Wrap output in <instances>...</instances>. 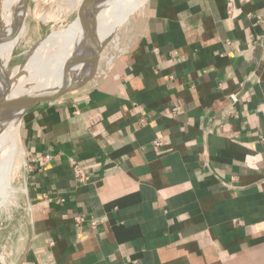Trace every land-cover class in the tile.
I'll return each mask as SVG.
<instances>
[{"label": "crops", "instance_id": "1", "mask_svg": "<svg viewBox=\"0 0 264 264\" xmlns=\"http://www.w3.org/2000/svg\"><path fill=\"white\" fill-rule=\"evenodd\" d=\"M123 30L95 82L25 114L52 160L6 263L264 264V0H146Z\"/></svg>", "mask_w": 264, "mask_h": 264}, {"label": "bare ground", "instance_id": "2", "mask_svg": "<svg viewBox=\"0 0 264 264\" xmlns=\"http://www.w3.org/2000/svg\"><path fill=\"white\" fill-rule=\"evenodd\" d=\"M1 1L3 10L2 32L10 34L0 49V64L6 65L14 45L20 40L26 28L24 6L28 0ZM87 1L88 0H65V4L70 8L76 7V11L79 16V12L83 9ZM132 1L134 0H102L99 8L82 31V49L87 50L91 46L93 37L97 32L104 36L107 27L110 26L113 28L125 19L128 14L125 13L124 15L119 16L120 11L125 5ZM145 2L146 0H141V7H143ZM78 20L79 17L73 24H69L62 29H56L54 33L50 32V34L46 36V41H38L32 46V48H30V50H28L21 64L16 65L11 69L7 68L1 72L0 87L7 86L8 84L10 85V88L5 92V94L0 97L1 203L4 202L9 189L12 188L11 181L13 163L16 158L15 155H18V152L19 154H21L22 151L24 152V146L22 144L18 128L16 127L13 130L10 128L14 124L17 113L20 109L19 100L37 90L39 84L43 83L49 75H60L66 66L72 64L76 60L74 40L78 30ZM108 21L111 22L108 23ZM115 47L118 48V43L115 44ZM101 57H105L104 53ZM113 58L114 56L107 57L105 60V66L106 64L111 63ZM103 69L104 68L98 71L91 65L82 76L64 82L59 88L72 87L80 82H82L85 87L90 83L95 82L102 73ZM16 159H18V157ZM20 162L24 164L23 161ZM23 190L26 192L25 188ZM0 264H7L4 262V258L2 259L1 253Z\"/></svg>", "mask_w": 264, "mask_h": 264}, {"label": "rangeland", "instance_id": "3", "mask_svg": "<svg viewBox=\"0 0 264 264\" xmlns=\"http://www.w3.org/2000/svg\"><path fill=\"white\" fill-rule=\"evenodd\" d=\"M137 7L142 8L141 0H134L125 5L121 9L119 16H122L125 13L129 14ZM25 18L26 28L20 40L14 45L12 53L7 60L6 66L8 69L21 64L28 50H30V48H32L36 42H44V40L46 41V36L50 34V32L54 33L56 29H62L69 24H73L75 20L78 19V12L76 11V7H68L65 4V0H30ZM110 22L108 21V23ZM2 24L3 10L2 1L0 0V32L2 29ZM123 29L124 28H122L110 38L101 55L92 64L94 69L96 68V70L99 71L100 69L105 68V60L107 57L116 55L119 50L120 42H122V39L125 37ZM111 31L112 28L110 26L107 27L104 36H108ZM117 36L119 42L118 48H116L111 42L112 39ZM2 45H0V49ZM103 53L105 57H101ZM74 63H76V60L72 64ZM78 86H83V83L80 82L68 88H74ZM15 157H18V159L15 158L13 163V174L11 181L12 190L9 189L4 202H0V253L2 254V259L4 258L3 250L5 244L7 241H9L10 236L18 234L19 230L26 221L27 213L29 211L28 205L26 204L27 193L23 190L24 188L26 189V165H28V156L26 154L25 148L24 152L22 151L21 154L18 152V155L16 154ZM20 161H23L24 164H22ZM4 262L6 263L5 258Z\"/></svg>", "mask_w": 264, "mask_h": 264}, {"label": "water", "instance_id": "4", "mask_svg": "<svg viewBox=\"0 0 264 264\" xmlns=\"http://www.w3.org/2000/svg\"><path fill=\"white\" fill-rule=\"evenodd\" d=\"M28 0L24 6V18L26 16V11L29 6ZM102 0H88L87 3L84 5L83 9L79 12V20H78V30L76 33V37L74 40V49L76 54V63L69 64L66 66V68L61 72L60 75L51 74L49 77L43 81V83L39 84V87H37V90L32 92L29 95H26L22 97L20 102V109L17 113L16 120L14 124L10 127L11 130L14 128L20 129L21 122L25 116V114L34 108L36 105L53 101L57 98H60L62 96H54L58 88L63 84L64 82L78 78L82 76L85 71L98 59V57L101 55L103 49L106 47V44L110 40V38L115 35L118 31H120L122 28L126 27L132 16L140 9L136 8L131 13H129L125 19H123L120 23L115 25L112 28V31L108 34V36H102L98 32L93 37L91 46L87 50L82 49L81 44V36L82 31L87 25V23L90 21L96 10L99 8L100 3ZM10 34H7V32H0V45H2L7 37ZM6 65L0 64V75L3 70H6ZM10 88V85L0 87V97H2L5 92ZM64 96V95H63Z\"/></svg>", "mask_w": 264, "mask_h": 264}, {"label": "built area", "instance_id": "5", "mask_svg": "<svg viewBox=\"0 0 264 264\" xmlns=\"http://www.w3.org/2000/svg\"><path fill=\"white\" fill-rule=\"evenodd\" d=\"M231 11H232L231 10V3H229L228 12L231 13ZM111 42L113 43V45H115L116 43H118V45H119L118 36L116 38H113ZM109 64H106V66L102 72H104V70L106 69V67ZM154 143L158 144V140H155ZM51 160H52V154H50V153H46V154H43L40 156H37V155L29 156L28 157V165H26L27 171L33 170L34 167H36V166H44V165L48 164ZM70 163L72 165V169H73L75 179L77 180L78 183L84 184L86 182V173H85L83 167L75 159H70ZM74 218L78 223H81L84 220H86V217L84 215H81V214H77ZM90 221H91L92 227H95L98 224V220L94 217H90Z\"/></svg>", "mask_w": 264, "mask_h": 264}]
</instances>
